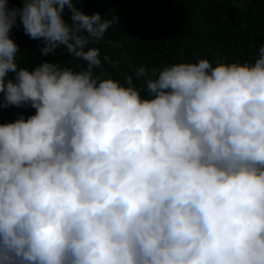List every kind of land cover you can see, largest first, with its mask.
Here are the masks:
<instances>
[{
    "label": "clouds",
    "instance_id": "1",
    "mask_svg": "<svg viewBox=\"0 0 264 264\" xmlns=\"http://www.w3.org/2000/svg\"><path fill=\"white\" fill-rule=\"evenodd\" d=\"M11 2L0 109L35 114L0 125V264H264V45L252 63L165 67L144 98L130 77L94 75L89 38L118 17ZM17 21L43 55L63 46L86 68L19 67Z\"/></svg>",
    "mask_w": 264,
    "mask_h": 264
},
{
    "label": "trees",
    "instance_id": "2",
    "mask_svg": "<svg viewBox=\"0 0 264 264\" xmlns=\"http://www.w3.org/2000/svg\"><path fill=\"white\" fill-rule=\"evenodd\" d=\"M19 0L9 8H20ZM87 15L100 13L105 19L118 17V25L109 28L96 40L89 38L88 47L100 50L101 66L94 75L111 78L126 86L127 78L141 92L147 93L146 81L173 64L209 60L221 63H252L264 45V0H83L75 5ZM66 22L70 13L63 14ZM10 38L20 51L16 63L30 72L41 63L60 64L74 72L86 68L82 60L66 53L61 46L43 55L42 40L25 35L17 21ZM144 69L145 74L140 70ZM8 79H14L9 73ZM35 114L31 107L0 109V125L25 120Z\"/></svg>",
    "mask_w": 264,
    "mask_h": 264
}]
</instances>
